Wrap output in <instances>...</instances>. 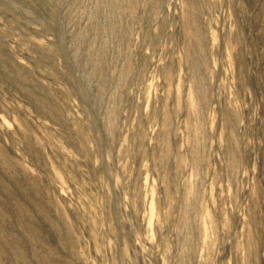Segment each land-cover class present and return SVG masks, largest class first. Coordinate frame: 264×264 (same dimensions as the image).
<instances>
[{"label":"rangeland","instance_id":"1","mask_svg":"<svg viewBox=\"0 0 264 264\" xmlns=\"http://www.w3.org/2000/svg\"><path fill=\"white\" fill-rule=\"evenodd\" d=\"M0 264H264V0H0Z\"/></svg>","mask_w":264,"mask_h":264}]
</instances>
